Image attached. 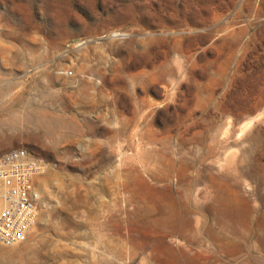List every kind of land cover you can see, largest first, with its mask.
<instances>
[{
  "label": "rangeland",
  "instance_id": "374dc122",
  "mask_svg": "<svg viewBox=\"0 0 264 264\" xmlns=\"http://www.w3.org/2000/svg\"><path fill=\"white\" fill-rule=\"evenodd\" d=\"M17 147L52 166L0 264H264V0H0Z\"/></svg>",
  "mask_w": 264,
  "mask_h": 264
},
{
  "label": "built area",
  "instance_id": "2783aa9c",
  "mask_svg": "<svg viewBox=\"0 0 264 264\" xmlns=\"http://www.w3.org/2000/svg\"><path fill=\"white\" fill-rule=\"evenodd\" d=\"M5 153L0 163V245L13 247L27 242L38 222L42 196L37 179L52 164L25 147Z\"/></svg>",
  "mask_w": 264,
  "mask_h": 264
},
{
  "label": "bare ground",
  "instance_id": "6f19581e",
  "mask_svg": "<svg viewBox=\"0 0 264 264\" xmlns=\"http://www.w3.org/2000/svg\"><path fill=\"white\" fill-rule=\"evenodd\" d=\"M254 2V1H253ZM30 153V152H29ZM6 160V153H4V154H2L1 156H0V163H3L4 161ZM181 225V224H180ZM183 225V224H182ZM180 228V227H179ZM179 231V230H178ZM181 231H183V230H181Z\"/></svg>",
  "mask_w": 264,
  "mask_h": 264
}]
</instances>
